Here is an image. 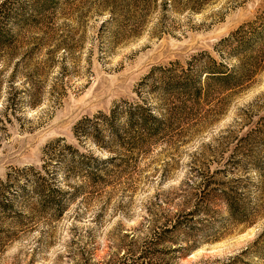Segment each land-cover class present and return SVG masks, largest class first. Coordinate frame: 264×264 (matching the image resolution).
I'll return each mask as SVG.
<instances>
[{"label": "rangeland", "instance_id": "374dc122", "mask_svg": "<svg viewBox=\"0 0 264 264\" xmlns=\"http://www.w3.org/2000/svg\"><path fill=\"white\" fill-rule=\"evenodd\" d=\"M263 22L264 0H0V264H264V29L222 44ZM204 52L262 67L167 96L160 69Z\"/></svg>", "mask_w": 264, "mask_h": 264}, {"label": "trees", "instance_id": "16d2710c", "mask_svg": "<svg viewBox=\"0 0 264 264\" xmlns=\"http://www.w3.org/2000/svg\"><path fill=\"white\" fill-rule=\"evenodd\" d=\"M254 25L249 26L252 31L246 30L245 27L239 29L236 33L232 34L228 39L223 41V45L231 46L233 42L239 43L238 46L232 48L229 52V56L237 57L240 56L244 51H250L253 47L252 44L257 40V35L264 29V22L258 26V28H253ZM263 27V29H259ZM247 32H250V35L247 37ZM262 32L260 35H263ZM194 57V59L188 63L187 67L181 66L179 63L171 64L169 68L160 69L161 78H162V89L166 93V95H170V97L181 98L182 96H186L192 99L194 102L198 100L203 95V88L201 84L205 81L207 83L208 89L213 85L217 84L226 89H242L243 86L246 85L247 81L252 80L255 75L261 70L262 65L259 62V59H254L253 62L248 65H239L236 67H228L225 64H218L215 59H213L208 52H204L200 54V57ZM204 57V58H203ZM196 61H201L204 64L200 63V68L198 72L194 73V67L196 65H192ZM180 74H179V72ZM154 77V75H152ZM205 77V79H203ZM207 89V91H208ZM133 105L127 103L124 109L127 110L126 113L128 116V124L133 127L135 122L139 120L141 122V130L139 133L138 141H144L147 137L156 136L159 131L163 128V120L158 118L151 107H145L143 105L137 104L136 108L133 109ZM122 107L115 108L112 111L110 116H105L104 118L108 121H113L122 110ZM97 120V119H96ZM87 123H93L96 125L94 119H87L84 123H82L80 127H83L84 132L86 131L85 125ZM114 124H110L111 126ZM112 126L113 135L117 138L120 134L115 127ZM83 133V132H80ZM100 144L104 147L106 146V141L104 139H99ZM72 149L71 146H67ZM32 171L29 169V172ZM22 173V172H21ZM23 177H24V173ZM59 189V188H58ZM232 200V214L235 215L236 218L241 219L239 213H242L241 210V200L237 197H230Z\"/></svg>", "mask_w": 264, "mask_h": 264}]
</instances>
